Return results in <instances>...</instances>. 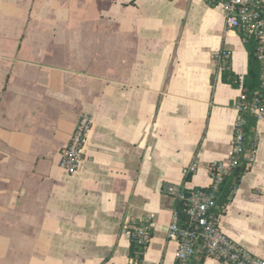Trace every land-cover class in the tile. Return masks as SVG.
Wrapping results in <instances>:
<instances>
[{
  "label": "crops",
  "instance_id": "crops-1",
  "mask_svg": "<svg viewBox=\"0 0 264 264\" xmlns=\"http://www.w3.org/2000/svg\"><path fill=\"white\" fill-rule=\"evenodd\" d=\"M220 49L241 76L246 49L220 1L0 0V264H128L141 219L139 264H175L164 185L208 186L238 114ZM82 113L91 128L67 173L60 153ZM256 134L218 227L264 258V116Z\"/></svg>",
  "mask_w": 264,
  "mask_h": 264
},
{
  "label": "built area",
  "instance_id": "built-area-1",
  "mask_svg": "<svg viewBox=\"0 0 264 264\" xmlns=\"http://www.w3.org/2000/svg\"><path fill=\"white\" fill-rule=\"evenodd\" d=\"M224 25L226 30L236 31L238 34L247 36L254 34L257 37V51L259 57L264 60V12L261 5L264 0H221L220 1ZM244 37L242 39L244 40ZM228 55L225 50H217L213 58L220 65L223 55ZM264 84V74L262 75ZM244 93L240 91L237 96L235 107L238 111L234 131L229 145V154L226 160H214L210 162L208 172L210 175V188L214 189L221 180L222 174L228 166L235 164V153L240 149L241 133L239 125L242 119L239 111L243 109L242 101ZM256 118L264 116V109L254 106ZM91 128L90 117L82 113L70 135L68 143L62 148L59 158V166L67 173H72L80 164L84 156V145ZM254 153L251 155L253 157ZM198 160L194 156L182 169L183 175H191L197 169ZM164 192L169 195L184 198L183 191L179 186L165 184ZM201 187L190 188L186 195V212L188 216L202 226L201 230L193 231L179 227L177 223V211L173 208L172 218L167 226L168 239L176 242L174 257L179 261H184L191 255L196 247V239L201 236L204 239L208 255L213 256L226 264H264V258L252 253L247 248L237 244L228 238L218 227V219L209 209L214 205L212 192ZM134 233L139 240L147 238L146 227H134Z\"/></svg>",
  "mask_w": 264,
  "mask_h": 264
},
{
  "label": "trees",
  "instance_id": "trees-1",
  "mask_svg": "<svg viewBox=\"0 0 264 264\" xmlns=\"http://www.w3.org/2000/svg\"><path fill=\"white\" fill-rule=\"evenodd\" d=\"M206 1L210 5H214L221 0ZM261 10L264 12V4L261 5ZM240 36L244 37L245 35L241 32ZM243 42L247 54V64L246 71L241 76L232 71L229 55L224 54L220 60V77L222 81L228 82L233 87H240V90L244 93L242 101L243 109L239 111V116L242 119L239 125L241 133L240 149L235 153V164L226 168L225 173L222 174L221 180L216 184L214 189H211L209 185L201 187L206 190L211 189L214 205L209 209V212L213 213L217 219L224 211L226 204L230 201L240 178L250 168L253 159L251 155L254 153L257 142V118L253 108L254 106H258L264 109V84L262 78L264 74V60L259 57L257 51V37L254 34H248L245 36ZM189 177L190 175L187 174L184 176V179H189ZM179 187L183 191L184 198L173 196V208L177 211V223L179 227L193 231L201 230L202 226L194 222L186 212L187 201L185 197L189 194L190 188L182 185ZM134 227H146L147 238L139 240L134 233ZM127 229L130 236L128 264H139L151 233L150 225L146 219L133 220L128 224ZM207 255L204 239L198 236L194 252L184 261L175 259V264H202Z\"/></svg>",
  "mask_w": 264,
  "mask_h": 264
}]
</instances>
